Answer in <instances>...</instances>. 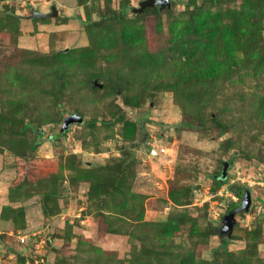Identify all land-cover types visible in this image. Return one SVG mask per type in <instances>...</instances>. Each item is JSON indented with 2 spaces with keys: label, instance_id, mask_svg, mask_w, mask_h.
<instances>
[{
  "label": "rangeland",
  "instance_id": "374dc122",
  "mask_svg": "<svg viewBox=\"0 0 264 264\" xmlns=\"http://www.w3.org/2000/svg\"><path fill=\"white\" fill-rule=\"evenodd\" d=\"M140 1L0 0V115L18 103L42 131L34 151L30 130L0 136V264H264V15L256 47L212 82L202 108L183 76L198 56L171 32L191 0L103 21ZM195 3L215 13L241 1ZM53 4L55 17L28 18ZM132 29L141 42L124 41ZM34 56L64 72L30 79L47 70ZM74 113L81 123L61 132ZM148 141L165 153L151 156ZM233 187L251 202L225 238L229 205L242 201ZM163 224L176 225L172 238L158 237Z\"/></svg>",
  "mask_w": 264,
  "mask_h": 264
},
{
  "label": "trees",
  "instance_id": "16d2710c",
  "mask_svg": "<svg viewBox=\"0 0 264 264\" xmlns=\"http://www.w3.org/2000/svg\"><path fill=\"white\" fill-rule=\"evenodd\" d=\"M77 1L80 4L85 2V0ZM222 1L223 0H210V3L212 5H219ZM240 1L241 4L239 9L217 11L213 13L203 11L202 6L197 7L195 0H191V2L186 3L187 9L190 7L192 8L189 12L187 21L182 26L179 27V25H177L171 29L175 40L187 38L188 43L191 44V47H189V56H198L195 63L192 66L190 65L183 72V76L188 81L189 85H194L190 93H196L197 98L203 100L200 103L202 108L210 104V93L211 90H213V87L210 86L212 82L222 77H227L232 71V66L237 62L238 55L244 54L248 50L255 48L257 42H259L262 30L261 21L264 15V0ZM171 3L174 4L176 1L171 0ZM147 10L156 12L158 8H149ZM127 12L128 9L126 6H121L118 11L103 13V21H107L108 23L121 21ZM135 16L140 17L137 15ZM99 24L100 21H91L90 19L84 22L85 27ZM123 38L126 43H139L143 40V30H124ZM190 38H192V40H190ZM31 61L42 68H47V70H40L37 73H32L33 78L30 79L34 81L36 79H47L55 73L62 74L65 69L53 68L50 63L46 65L43 61H39L36 56H34V60ZM10 80V85L14 87L24 82L19 76H10ZM22 84H26V82ZM39 88H42L46 92L48 91L47 87ZM50 90H52L51 87ZM18 97L19 95L17 94V98ZM6 103L9 105L8 102ZM9 106H12L11 112H8L7 115H0V136H22L25 131L30 130L33 132L34 138L32 143L28 146V149L34 151L42 141V131L37 129L31 121L27 123L24 122V118H27L29 114L26 112L23 105L12 103ZM56 108L57 113L60 114V104H56ZM211 108L215 109L216 106L212 105ZM210 117L212 122L222 127V123L219 119L213 117L211 113ZM232 190L235 196L237 198L239 197L238 200H241L246 189L233 187ZM237 207L238 205H236V203H231L229 205L230 210H234ZM161 227L162 228L158 230L161 232L157 235L163 240L172 238L177 231L176 225L170 226L168 224H163Z\"/></svg>",
  "mask_w": 264,
  "mask_h": 264
},
{
  "label": "water",
  "instance_id": "95a60500",
  "mask_svg": "<svg viewBox=\"0 0 264 264\" xmlns=\"http://www.w3.org/2000/svg\"><path fill=\"white\" fill-rule=\"evenodd\" d=\"M170 7H171V0H142L138 3L137 7L129 8L128 12L134 13V14H139L147 8H158V10L161 11L163 9H170ZM56 15H57V10L55 8V5L53 4L50 7L49 13H41L37 10H34L32 15L29 16L28 18H30V19H34V18L47 19V18L55 17ZM93 84H94V86H98L99 88L102 87V84H98L96 81H94ZM81 121H82V118L79 115H77L76 113L71 114V115H67L66 117H64V119L62 121L60 131L63 132L69 127V125H71L73 123H81ZM150 155L153 157H156L158 154L156 153V151L152 150ZM228 167H229V164L227 162H224L220 174L217 175L215 177V179L220 181V182L223 181L226 178ZM250 200L251 199H250V195H249V190L246 189L244 196L242 198V201H241V205L239 207H237L236 209H234L230 213V215L226 217V221H225L224 226L221 230L222 233H224L225 238H229V235L231 233L234 215L236 213L242 211V210H247L249 205H250V202H251Z\"/></svg>",
  "mask_w": 264,
  "mask_h": 264
},
{
  "label": "built area",
  "instance_id": "2783aa9c",
  "mask_svg": "<svg viewBox=\"0 0 264 264\" xmlns=\"http://www.w3.org/2000/svg\"><path fill=\"white\" fill-rule=\"evenodd\" d=\"M148 146H149V153H151L152 150L156 151L158 155L164 154L165 153V148L164 147H158L153 141H148ZM237 174V180H240L243 185L245 186H251L255 182L253 180H245L242 179L239 175V172H236ZM257 183V182H256ZM258 184V183H257ZM260 185L264 186V181L260 183Z\"/></svg>",
  "mask_w": 264,
  "mask_h": 264
}]
</instances>
